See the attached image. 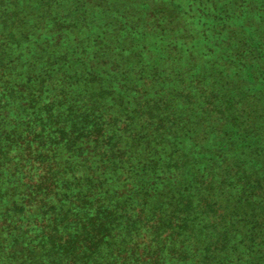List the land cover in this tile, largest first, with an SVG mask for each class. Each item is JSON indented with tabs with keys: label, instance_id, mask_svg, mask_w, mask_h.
Listing matches in <instances>:
<instances>
[{
	"label": "trees",
	"instance_id": "trees-1",
	"mask_svg": "<svg viewBox=\"0 0 264 264\" xmlns=\"http://www.w3.org/2000/svg\"><path fill=\"white\" fill-rule=\"evenodd\" d=\"M0 264H264V0H0Z\"/></svg>",
	"mask_w": 264,
	"mask_h": 264
}]
</instances>
